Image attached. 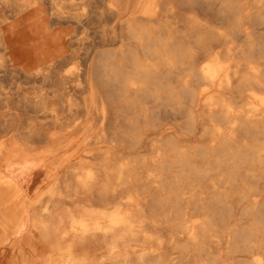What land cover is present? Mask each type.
Returning a JSON list of instances; mask_svg holds the SVG:
<instances>
[{
	"label": "bare ground",
	"instance_id": "bare-ground-1",
	"mask_svg": "<svg viewBox=\"0 0 264 264\" xmlns=\"http://www.w3.org/2000/svg\"><path fill=\"white\" fill-rule=\"evenodd\" d=\"M195 3L0 0V264H264V46Z\"/></svg>",
	"mask_w": 264,
	"mask_h": 264
},
{
	"label": "rangeland",
	"instance_id": "rangeland-1",
	"mask_svg": "<svg viewBox=\"0 0 264 264\" xmlns=\"http://www.w3.org/2000/svg\"><path fill=\"white\" fill-rule=\"evenodd\" d=\"M228 1L234 2L232 13L225 10ZM194 8L201 24L215 33L211 40L201 35L204 37V43L200 46L201 55L224 52L231 46L237 47V50L246 49L250 44L259 48L264 46V3L257 0H196ZM201 32H204V28ZM247 56L240 57V61L244 62ZM108 201L116 204V200L110 198L105 202L107 205H110ZM105 203L99 204L101 208L114 206L107 207Z\"/></svg>",
	"mask_w": 264,
	"mask_h": 264
}]
</instances>
